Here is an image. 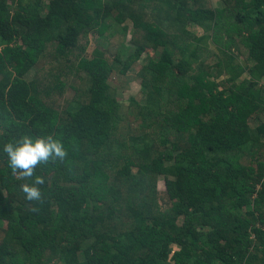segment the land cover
<instances>
[{
	"label": "trees",
	"instance_id": "obj_1",
	"mask_svg": "<svg viewBox=\"0 0 264 264\" xmlns=\"http://www.w3.org/2000/svg\"><path fill=\"white\" fill-rule=\"evenodd\" d=\"M127 22L126 61L87 56ZM150 52L122 112L110 77ZM25 135L68 155L21 180ZM0 219V264H264V0H0Z\"/></svg>",
	"mask_w": 264,
	"mask_h": 264
},
{
	"label": "rangeland",
	"instance_id": "obj_2",
	"mask_svg": "<svg viewBox=\"0 0 264 264\" xmlns=\"http://www.w3.org/2000/svg\"><path fill=\"white\" fill-rule=\"evenodd\" d=\"M48 1V0H46ZM128 26V32L124 31L122 27L120 29L113 28L106 34L105 38H99L98 36L91 35L90 44L88 46L87 56L92 58V53L94 49L98 46L104 48L106 50L108 57H111L115 61L117 57L122 58L123 60H127L128 57L126 54H131L133 52L132 46L130 44L133 26L130 22L126 23ZM124 28V27H123ZM192 30L195 31L199 36L204 34L203 30L193 26ZM155 55L153 52L147 53L143 56V58L134 63L133 66L130 67L129 72L126 75L120 74L118 70H115L112 76L110 77L109 84L116 90V97L118 102L121 105V111L125 112L129 105V101L131 98H135L143 103L146 102V94L140 85L139 78L137 77L138 72L144 64H147L151 59H154ZM42 63L40 62L37 65V68L41 67ZM122 64L117 63V68L121 69ZM35 71L30 73L28 76V80H31ZM70 95V93L68 94ZM158 189L160 192L161 198L164 200L165 207L169 206V203H166V188L164 179L161 178L158 183ZM7 223L4 220L0 219V227L6 228ZM180 248L177 245L172 246V254L171 256L178 251Z\"/></svg>",
	"mask_w": 264,
	"mask_h": 264
},
{
	"label": "clouds",
	"instance_id": "obj_3",
	"mask_svg": "<svg viewBox=\"0 0 264 264\" xmlns=\"http://www.w3.org/2000/svg\"><path fill=\"white\" fill-rule=\"evenodd\" d=\"M3 152L7 155L13 174L18 175L21 180L33 178L39 165L53 162L56 158L64 160L68 155L63 143L52 135L35 139L25 135L18 141L4 144ZM44 183L45 177L37 175L32 184L23 183L20 187L27 200L39 201L42 199V191L36 185Z\"/></svg>",
	"mask_w": 264,
	"mask_h": 264
}]
</instances>
